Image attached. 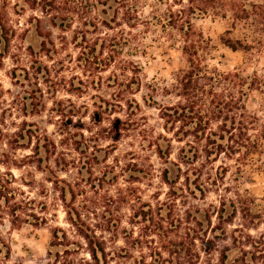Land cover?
I'll use <instances>...</instances> for the list:
<instances>
[{
  "label": "rangeland",
  "instance_id": "obj_1",
  "mask_svg": "<svg viewBox=\"0 0 264 264\" xmlns=\"http://www.w3.org/2000/svg\"><path fill=\"white\" fill-rule=\"evenodd\" d=\"M119 1L0 0V264H264V47L232 51L222 43L229 17H192L215 48L206 64L237 74L229 91L217 88L224 102L239 99L237 136L248 126L261 147L216 161L200 150L184 163L193 137L179 141L143 100H180L163 93L188 65L174 44L178 1ZM248 1L264 23V0ZM17 66L27 77H12ZM128 81L125 98L139 108L121 101L113 111ZM37 128L65 140L48 168L27 157L36 138L26 131ZM161 135L182 171L158 155ZM78 229L94 231L107 255L93 258Z\"/></svg>",
  "mask_w": 264,
  "mask_h": 264
},
{
  "label": "trees",
  "instance_id": "obj_2",
  "mask_svg": "<svg viewBox=\"0 0 264 264\" xmlns=\"http://www.w3.org/2000/svg\"><path fill=\"white\" fill-rule=\"evenodd\" d=\"M114 1L120 4L119 0ZM177 1L180 7L174 10V44L181 48L182 52L187 56L188 65L185 69L176 72L170 87L164 88L163 93L167 96L175 95L180 100L175 103L169 101L168 104L163 105L150 95V98L143 96L144 102L148 106L155 105L160 110V115L165 120L164 129L176 135L179 141H184L189 136L193 137V141L186 142L189 149L184 147L181 150L183 153L181 159L184 163H194L197 161L200 150L205 152V155L209 158L213 157L215 161L223 155L233 158L241 152L250 155L258 153L261 142L255 135L249 134L248 126H245L244 138L240 139L237 136L236 131L240 127L237 117L239 116V99L231 96L230 100L224 102L222 98L226 96L225 92L220 93L217 89L220 87L223 91H229L230 84H235L233 78L237 74H225L216 67H210L206 64V59L215 48L211 45L210 39L205 38L202 33H198L195 30L192 23V17H197L201 14L207 15L211 13L213 15H220L223 18L229 17L232 21L231 27L222 37V43L232 51H242L249 54L257 45L261 48L264 47V23L259 21L260 14L257 12L256 4H252L248 0ZM4 28L5 26L1 21L0 29L3 30ZM239 30L240 33H238ZM5 37L7 38V36ZM132 67L131 70L134 72V75L130 80H133L134 83H140V78L134 71V65ZM19 70H22L21 73L18 72ZM22 73L27 77L28 70L17 66L12 70V77H19ZM114 76L118 77L115 73ZM130 82L128 81V85L123 91L116 94V98H118L116 99V104H111L113 111H115L116 107H121V101H125L129 106L133 104L139 108V104L134 98H125V91L129 90V93H132V90H135L129 84ZM213 121L218 123L216 128L211 126ZM25 124L29 126L35 125L28 122H25ZM177 124H180L178 130L176 129ZM33 131H26L31 139L33 137L36 138L35 144L29 146L32 147V154L27 157H31L39 168H42L44 164L48 168L50 167V159L60 154L58 151L59 144L63 145L65 140L57 143L47 134H40L38 128ZM61 133L67 132L61 130ZM119 135L120 132L116 131V134L111 137L115 141ZM76 136H80L84 141L86 140L83 132H77ZM161 138L167 142V148L164 149L157 142L155 145L157 146L158 155L162 159H165L167 163L177 165L169 159L172 141L163 135H161ZM194 142L197 144L204 142V144H202V148L200 149L193 144ZM72 143L75 144L76 142ZM75 149H79L78 146ZM188 153H192V155ZM61 154L63 153L61 152ZM54 163L56 166L61 167L62 170H65L69 166L70 161L61 156L55 158ZM177 166L179 171H182L180 165ZM175 179L176 177L174 180L170 179L169 169L166 168L164 171V181L171 185L176 182ZM6 198L9 200L8 196ZM70 222L76 224L75 218H70ZM79 231L86 239L89 253L93 258L99 260V253L104 256L107 255L105 242L100 240L94 231L91 232L92 234L88 233V231Z\"/></svg>",
  "mask_w": 264,
  "mask_h": 264
}]
</instances>
